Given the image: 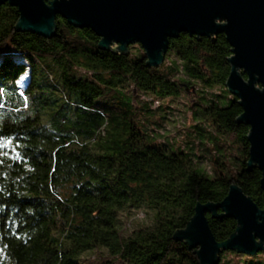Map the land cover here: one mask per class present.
<instances>
[{
	"label": "trees",
	"instance_id": "16d2710c",
	"mask_svg": "<svg viewBox=\"0 0 264 264\" xmlns=\"http://www.w3.org/2000/svg\"><path fill=\"white\" fill-rule=\"evenodd\" d=\"M19 18L0 6V264H200L175 238L198 204L238 185L264 209L224 33H181L151 67L139 44L101 48L63 17L45 37L19 31ZM180 98L183 131L171 118ZM206 216L218 242L236 232L222 209ZM220 258L264 264V250Z\"/></svg>",
	"mask_w": 264,
	"mask_h": 264
},
{
	"label": "water",
	"instance_id": "95a60500",
	"mask_svg": "<svg viewBox=\"0 0 264 264\" xmlns=\"http://www.w3.org/2000/svg\"><path fill=\"white\" fill-rule=\"evenodd\" d=\"M6 3L19 10V31L52 37L63 17L92 29L101 48L116 46L127 53L131 45H141L151 67L164 63L170 39L181 33H224L233 53L226 86L243 109L239 122L250 127L249 165L262 171L264 191V0H0V6ZM221 209L238 224L224 242L215 239L206 216L217 217ZM175 238L197 249L200 264H219L224 251L250 256L264 250V209L232 185L222 202L198 204L186 229L177 231Z\"/></svg>",
	"mask_w": 264,
	"mask_h": 264
},
{
	"label": "rangeland",
	"instance_id": "374dc122",
	"mask_svg": "<svg viewBox=\"0 0 264 264\" xmlns=\"http://www.w3.org/2000/svg\"><path fill=\"white\" fill-rule=\"evenodd\" d=\"M167 101H169V100H166V102ZM186 102H187L186 99L180 98V99H177L176 100L175 104H173L176 107V109L174 111V115H171V118H174L175 120H177L179 122V124L181 126H179L178 129H180V130H182V128H183L182 125H184V127H185V125L188 126L190 124L189 116H187L186 114H184V112H182V111H185L186 110V106H185L186 105ZM156 105L157 104H155V106ZM171 129H173L172 126H171ZM176 132H177L176 130L175 131L172 130L171 133H170L171 136H175ZM230 139L232 140L233 139V136H230ZM180 140H182V138H180ZM132 214L134 216H136L137 219L142 220L144 218L145 211H144V209H141V210L132 212ZM125 224L127 225V227H129V224L128 223L125 222ZM94 254L95 253H88V254L84 255V257L85 258H89L90 255H94ZM93 262H96V261L94 260Z\"/></svg>",
	"mask_w": 264,
	"mask_h": 264
},
{
	"label": "snow or ice",
	"instance_id": "6c2138e0",
	"mask_svg": "<svg viewBox=\"0 0 264 264\" xmlns=\"http://www.w3.org/2000/svg\"><path fill=\"white\" fill-rule=\"evenodd\" d=\"M8 143H11L10 141ZM6 146V145H5Z\"/></svg>",
	"mask_w": 264,
	"mask_h": 264
}]
</instances>
